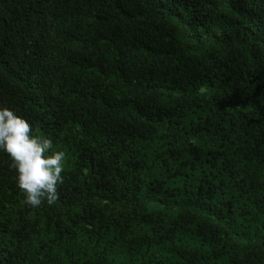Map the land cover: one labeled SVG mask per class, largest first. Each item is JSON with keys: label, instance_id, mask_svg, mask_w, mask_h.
I'll use <instances>...</instances> for the list:
<instances>
[{"label": "trees", "instance_id": "16d2710c", "mask_svg": "<svg viewBox=\"0 0 264 264\" xmlns=\"http://www.w3.org/2000/svg\"><path fill=\"white\" fill-rule=\"evenodd\" d=\"M0 105L67 154L0 264H264V0H0Z\"/></svg>", "mask_w": 264, "mask_h": 264}, {"label": "clouds", "instance_id": "9594fccd", "mask_svg": "<svg viewBox=\"0 0 264 264\" xmlns=\"http://www.w3.org/2000/svg\"><path fill=\"white\" fill-rule=\"evenodd\" d=\"M0 152L12 161L17 187L25 194L26 205L38 208L45 201L48 205L58 201V186L64 183L66 152L57 150L52 139L34 135L26 118L3 105H0Z\"/></svg>", "mask_w": 264, "mask_h": 264}]
</instances>
